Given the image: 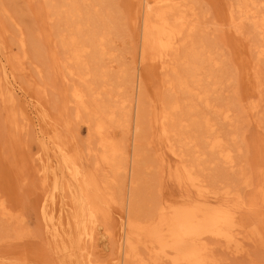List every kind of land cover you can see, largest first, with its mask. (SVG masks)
I'll return each mask as SVG.
<instances>
[{
	"label": "bare ground",
	"instance_id": "6f19581e",
	"mask_svg": "<svg viewBox=\"0 0 264 264\" xmlns=\"http://www.w3.org/2000/svg\"><path fill=\"white\" fill-rule=\"evenodd\" d=\"M111 1L44 0L36 9L43 23L58 21L61 27L57 38L65 56L61 60L51 50L55 68L65 80L76 77L80 81L63 92L61 119L20 85L10 60L3 67L4 92L12 105L20 101L19 115L25 125L34 127L41 149L48 152L38 157L37 165L46 228L59 248L68 252L69 264H225L221 251L243 256L250 243L264 249V153L259 152L258 141L254 167L235 169V151L242 150L234 147L236 136L224 137L217 125L231 119L233 108L241 107L240 100L211 98L225 82L213 69L219 64L216 46L193 40L198 28L194 20L199 24L193 0H138L133 18L140 28L138 60L130 71L127 99L114 93L116 77L105 63L111 55ZM230 1L231 23L244 19L253 24L262 40L258 48L263 57L264 0ZM1 29L0 25V35ZM42 34L52 40L46 28ZM20 45L25 47L23 39ZM150 61L167 73L168 87L176 95L166 98L149 116L139 67ZM256 74V70L250 76L245 72L249 84ZM262 85L258 83V88ZM252 95L250 90L244 98ZM213 101L220 102V107ZM70 104L94 140L87 145L64 133L71 131L73 123L68 116ZM259 106L253 104L251 109L257 111ZM147 120L162 145L157 158L161 183L169 179L181 192L177 197L156 198L146 212H140L141 143ZM116 124L126 132L121 141L109 131ZM88 154L95 156L93 169L84 163ZM48 178L56 187L62 184L63 195L55 191L49 197ZM245 187L254 189L249 199L243 194ZM119 201L122 208L116 209ZM0 215L15 223L5 230L19 238L27 235L24 214L13 208L1 190ZM72 221L78 228V247L69 228ZM101 238L115 242V257L96 254Z\"/></svg>",
	"mask_w": 264,
	"mask_h": 264
},
{
	"label": "rangeland",
	"instance_id": "374dc122",
	"mask_svg": "<svg viewBox=\"0 0 264 264\" xmlns=\"http://www.w3.org/2000/svg\"><path fill=\"white\" fill-rule=\"evenodd\" d=\"M43 1L0 0L2 27L0 35V190L7 196L13 208L24 214L27 227L26 236L16 237L12 231L4 229H12L15 223L0 215V264H69L70 262L68 252L59 248L54 235L46 228L43 209H40L44 192L42 178L38 174V157L48 152L41 149L40 136L34 127L25 125L19 115L20 101L17 100L16 106L12 105L8 93L4 92V88L7 89V81L3 67L6 61L10 60L14 64L20 85L27 92L43 100L51 114L61 119L63 92L66 90L68 92L75 83L80 84L76 77L65 80L63 74H60L54 66L50 54L52 49L57 51L61 60L65 56L64 49L57 38V32L61 27L58 21L49 20L43 23L37 18L36 9ZM137 2L138 0L110 2L109 15L113 22L110 37L111 55L106 58L105 63L109 66L110 74L116 77L114 86L118 85V88L114 93L120 99H127L130 96V71L138 60L140 28L133 22ZM192 2L196 16L199 17V24L194 20L198 28L195 29L193 40L216 46L215 57L219 60V64L213 69L223 75L222 80L225 82L217 87L211 98L215 100V95H220L224 99L223 102L240 100L241 107L233 108L231 119L220 121L217 127L226 138L236 136L234 147L236 149L240 147L242 150L235 151L237 172L242 169L250 171V166L258 162L254 159L257 155L258 141H260L259 152L264 153V85L258 88V83L264 84V56H259L258 48L262 40L254 32L250 21L238 19L231 23L228 16L230 0H193ZM236 24L240 25V29ZM45 28L51 33L50 41L43 37L42 32ZM21 39L25 41L24 48L20 45ZM254 70L257 71L256 77L252 76L249 84L245 78V72H248L250 76ZM139 72L145 108L150 116L154 108H161L166 98L174 97L176 94L168 87L167 73L152 65L151 61L139 67ZM250 90L253 91V95L244 98V94ZM215 103L220 107V102L213 101V104ZM253 104L260 105L257 111L251 109ZM70 105L68 116L73 123L71 131L64 130V133L74 137L81 145H87L94 140L83 120L74 116L72 104ZM13 115L15 122H13ZM109 131L118 141L126 137L122 125H113ZM160 143L154 128L151 127V122L147 120L141 143L142 159L138 197L140 212H146L156 198L177 197L181 192L169 179H166L164 185L161 183L162 178L157 161L162 152ZM94 160V154H88L84 158V163L93 169ZM172 164H174L173 160ZM228 169L230 171V168ZM61 186L62 184L59 183L56 187L54 180L48 178L49 197L54 195L55 191L58 195H63ZM162 186L163 190L160 191ZM253 192L254 189L251 187H245L243 190L246 199H249ZM121 202L119 201L116 205V209L122 208ZM63 208L71 215L64 203ZM115 221L116 219L112 223L114 224ZM69 228L74 240L73 244L78 247V228L73 221ZM117 248L112 239L101 238L98 240V246H95V251L100 257L112 258L116 256ZM247 251L248 253L243 256L226 251L220 253L226 259L225 264H264L262 247L250 243ZM76 256L79 259L78 253Z\"/></svg>",
	"mask_w": 264,
	"mask_h": 264
}]
</instances>
